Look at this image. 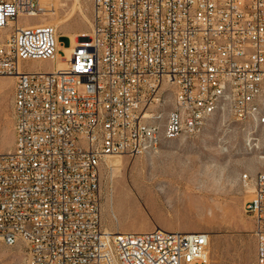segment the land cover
Returning a JSON list of instances; mask_svg holds the SVG:
<instances>
[{
    "label": "built area",
    "instance_id": "2783aa9c",
    "mask_svg": "<svg viewBox=\"0 0 264 264\" xmlns=\"http://www.w3.org/2000/svg\"><path fill=\"white\" fill-rule=\"evenodd\" d=\"M77 1L92 6L91 30L64 45L42 0H0V75L15 78L0 239L24 244L25 264H209L207 231L105 228L101 168L201 133L211 108L264 125V0ZM243 180L264 264V174Z\"/></svg>",
    "mask_w": 264,
    "mask_h": 264
},
{
    "label": "rangeland",
    "instance_id": "374dc122",
    "mask_svg": "<svg viewBox=\"0 0 264 264\" xmlns=\"http://www.w3.org/2000/svg\"><path fill=\"white\" fill-rule=\"evenodd\" d=\"M42 1L47 7L55 6V12L49 11L44 20L58 24L61 33L90 32L91 4ZM61 43L70 41L63 37ZM30 66L51 69L53 63L33 61ZM14 89L15 78L0 75V145L4 150L14 144ZM261 101L260 112H264V84ZM111 158L121 159L123 165H110ZM259 172H264V125H244L229 113H217L197 135L163 139L158 149L135 157L107 156L101 168L103 225L112 231H146L163 214L179 230L210 233L209 264H256L257 238L253 219L245 210L253 189L243 174ZM137 177L143 180L141 184ZM26 250L22 243L9 246L0 239V264H25Z\"/></svg>",
    "mask_w": 264,
    "mask_h": 264
},
{
    "label": "bare ground",
    "instance_id": "6f19581e",
    "mask_svg": "<svg viewBox=\"0 0 264 264\" xmlns=\"http://www.w3.org/2000/svg\"><path fill=\"white\" fill-rule=\"evenodd\" d=\"M61 1V0H60ZM62 3H61V5H65L66 4V2L64 1V0H62L61 1ZM67 5V4H66ZM65 5V6H66ZM49 10H50V12H52V13H54L55 12V6L54 7H50L49 8ZM78 11L81 13V14H85L84 13V10H83V8L81 7V6H78ZM88 22H90V19L89 20H87ZM57 23H60V24H62V26H65L66 24H65V20H59ZM56 24V23H55ZM57 26H58V24H56ZM21 26V24H19V27ZM59 27V26H58ZM69 35H70V37H71V40H72V43H79L81 40H79V41H76L75 40V34L73 33V34H70V33H68ZM87 35H89V33H87V32H82L81 34H80V37L81 36H87ZM64 66H65V64H64V62L62 61V60H58V61H56L55 63H53V67L51 68V70H60V69H63L64 68ZM216 104H223V97H216ZM256 112H260V104L259 105H256ZM217 113H219V108H211L210 109V111H209V113H207V121H208V119L211 117V116H213V115H215V114H217ZM205 125H206V123H203V125L201 126V132H202V130L204 129V127H205ZM157 133H158V137H165L166 136V127L165 126H157ZM169 138H175V137H168V139ZM160 143H161V141H159V145H160ZM112 159V158H111ZM110 165H113V166H121V165H123V161L121 160V159H119V158H116V159H112L111 161L110 160H108L107 161ZM263 174H264V172H263ZM136 181H137V183L138 184H141L142 182H143V180L140 178V177H137L136 178Z\"/></svg>",
    "mask_w": 264,
    "mask_h": 264
},
{
    "label": "crops",
    "instance_id": "0c3cea01",
    "mask_svg": "<svg viewBox=\"0 0 264 264\" xmlns=\"http://www.w3.org/2000/svg\"><path fill=\"white\" fill-rule=\"evenodd\" d=\"M74 33H75V40L79 41V37H80V34L82 33V31H77V33L76 32H74ZM63 37H67L70 41L69 34L62 33L60 36V41ZM156 227L163 228L166 230H179L178 229L179 225L177 223H173L170 219H168L163 214H158L155 218V222L149 223V229L148 230H151V228L154 229ZM180 231H182V230H180ZM189 231H191V230H189Z\"/></svg>",
    "mask_w": 264,
    "mask_h": 264
}]
</instances>
